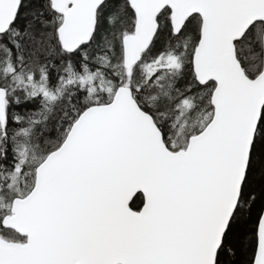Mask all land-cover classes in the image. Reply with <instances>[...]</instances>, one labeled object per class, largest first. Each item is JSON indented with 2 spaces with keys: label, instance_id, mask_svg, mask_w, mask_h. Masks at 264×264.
I'll list each match as a JSON object with an SVG mask.
<instances>
[{
  "label": "snow or ice",
  "instance_id": "snow-or-ice-1",
  "mask_svg": "<svg viewBox=\"0 0 264 264\" xmlns=\"http://www.w3.org/2000/svg\"><path fill=\"white\" fill-rule=\"evenodd\" d=\"M0 264H264V0H0Z\"/></svg>",
  "mask_w": 264,
  "mask_h": 264
}]
</instances>
